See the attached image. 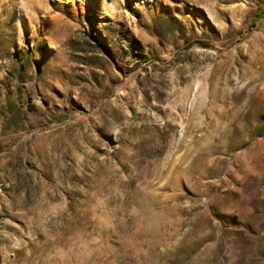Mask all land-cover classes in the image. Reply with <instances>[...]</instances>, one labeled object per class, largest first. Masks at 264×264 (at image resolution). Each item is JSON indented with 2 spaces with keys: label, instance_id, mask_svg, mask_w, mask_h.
Segmentation results:
<instances>
[{
  "label": "rangeland",
  "instance_id": "obj_1",
  "mask_svg": "<svg viewBox=\"0 0 264 264\" xmlns=\"http://www.w3.org/2000/svg\"><path fill=\"white\" fill-rule=\"evenodd\" d=\"M0 264H264V0H0Z\"/></svg>",
  "mask_w": 264,
  "mask_h": 264
},
{
  "label": "trees",
  "instance_id": "obj_2",
  "mask_svg": "<svg viewBox=\"0 0 264 264\" xmlns=\"http://www.w3.org/2000/svg\"><path fill=\"white\" fill-rule=\"evenodd\" d=\"M261 17V15H260V11H257L256 13H255V18H254V20L256 21L258 18H260Z\"/></svg>",
  "mask_w": 264,
  "mask_h": 264
}]
</instances>
